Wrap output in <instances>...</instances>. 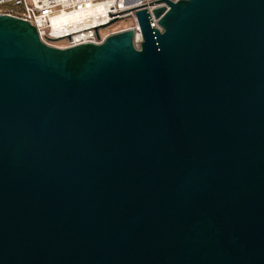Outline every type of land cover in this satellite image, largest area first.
Returning a JSON list of instances; mask_svg holds the SVG:
<instances>
[{"label": "water", "instance_id": "1", "mask_svg": "<svg viewBox=\"0 0 264 264\" xmlns=\"http://www.w3.org/2000/svg\"><path fill=\"white\" fill-rule=\"evenodd\" d=\"M131 9L138 47L0 14V264H264V0Z\"/></svg>", "mask_w": 264, "mask_h": 264}, {"label": "built area", "instance_id": "2", "mask_svg": "<svg viewBox=\"0 0 264 264\" xmlns=\"http://www.w3.org/2000/svg\"><path fill=\"white\" fill-rule=\"evenodd\" d=\"M147 1L149 0H0V14L13 15L29 21L35 26L41 41L59 48L86 42L99 43L108 34L125 28H118L103 35L98 29L97 35L95 27L116 16H130L133 24L127 28L134 30L133 42L138 47L141 35L134 10L131 8ZM98 7H104L103 11L96 10ZM151 8L153 7H148V10ZM79 12L86 13L79 20L53 22L55 17L75 15ZM150 24L158 27L157 19L152 15Z\"/></svg>", "mask_w": 264, "mask_h": 264}, {"label": "rangeland", "instance_id": "3", "mask_svg": "<svg viewBox=\"0 0 264 264\" xmlns=\"http://www.w3.org/2000/svg\"><path fill=\"white\" fill-rule=\"evenodd\" d=\"M133 24V20L132 17L130 16H126L123 17L119 20H117L116 22L104 27V28H100L99 32L100 34H105L106 32H112L117 30L118 28H127L128 26Z\"/></svg>", "mask_w": 264, "mask_h": 264}, {"label": "bare ground", "instance_id": "4", "mask_svg": "<svg viewBox=\"0 0 264 264\" xmlns=\"http://www.w3.org/2000/svg\"><path fill=\"white\" fill-rule=\"evenodd\" d=\"M103 8L104 7H98L96 10H100V11H103ZM86 13L85 12H79L75 15H61V16H58V17H55L53 19V22H68L69 20H72V21H76V20H79L80 18H82Z\"/></svg>", "mask_w": 264, "mask_h": 264}, {"label": "crops", "instance_id": "5", "mask_svg": "<svg viewBox=\"0 0 264 264\" xmlns=\"http://www.w3.org/2000/svg\"><path fill=\"white\" fill-rule=\"evenodd\" d=\"M135 0H128V2H134Z\"/></svg>", "mask_w": 264, "mask_h": 264}]
</instances>
